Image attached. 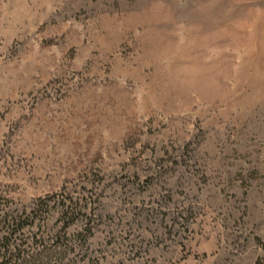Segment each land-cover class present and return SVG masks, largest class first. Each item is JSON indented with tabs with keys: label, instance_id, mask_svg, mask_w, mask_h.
<instances>
[{
	"label": "rangeland",
	"instance_id": "rangeland-1",
	"mask_svg": "<svg viewBox=\"0 0 264 264\" xmlns=\"http://www.w3.org/2000/svg\"><path fill=\"white\" fill-rule=\"evenodd\" d=\"M3 221L17 264H264V0H0Z\"/></svg>",
	"mask_w": 264,
	"mask_h": 264
},
{
	"label": "trees",
	"instance_id": "trees-1",
	"mask_svg": "<svg viewBox=\"0 0 264 264\" xmlns=\"http://www.w3.org/2000/svg\"><path fill=\"white\" fill-rule=\"evenodd\" d=\"M14 221H3V228H0V264H17L15 258L16 240L10 243V239L14 236Z\"/></svg>",
	"mask_w": 264,
	"mask_h": 264
}]
</instances>
